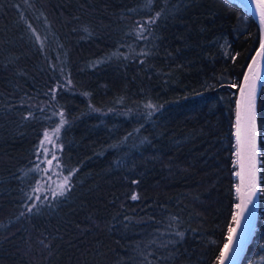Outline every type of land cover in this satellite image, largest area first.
Segmentation results:
<instances>
[{
    "label": "trees",
    "instance_id": "trees-1",
    "mask_svg": "<svg viewBox=\"0 0 264 264\" xmlns=\"http://www.w3.org/2000/svg\"><path fill=\"white\" fill-rule=\"evenodd\" d=\"M259 39L229 0H0V264H218ZM257 127L241 264L264 249V85Z\"/></svg>",
    "mask_w": 264,
    "mask_h": 264
},
{
    "label": "water",
    "instance_id": "water-1",
    "mask_svg": "<svg viewBox=\"0 0 264 264\" xmlns=\"http://www.w3.org/2000/svg\"><path fill=\"white\" fill-rule=\"evenodd\" d=\"M250 15L260 30V39L242 76L236 109V213L218 264H241L258 222L259 140L257 100L264 85V0H229Z\"/></svg>",
    "mask_w": 264,
    "mask_h": 264
},
{
    "label": "rangeland",
    "instance_id": "rangeland-1",
    "mask_svg": "<svg viewBox=\"0 0 264 264\" xmlns=\"http://www.w3.org/2000/svg\"><path fill=\"white\" fill-rule=\"evenodd\" d=\"M59 129H60V127H57V128H55V129H53L51 131L46 132L45 135H46L47 141H49V140L52 141V139L56 138L57 135H58ZM260 155H261V152L259 150V157H260ZM48 165H50V161L47 163V169L44 171L43 176H41L40 180H38V182L35 185L36 186L35 190L37 192L36 195H35V199L36 200H38L40 197H42L40 195H42L43 193L50 192V189L53 190L57 186V182L54 180L52 186L48 187L49 190H45L46 189V184H47L46 183L47 178L48 177H52V172H50V170L52 171V169H50V166H48ZM259 170H260V165H259ZM235 213H236V209H235ZM15 231H16V229L14 231H12V232H15ZM10 233L11 232L4 234V237L11 236ZM19 253H20L21 256H23V255L25 256V250L24 249L20 250ZM253 264H264V249H263V252L261 254H259V256L254 260Z\"/></svg>",
    "mask_w": 264,
    "mask_h": 264
}]
</instances>
